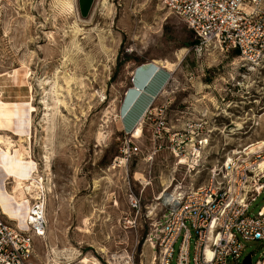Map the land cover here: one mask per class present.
Returning <instances> with one entry per match:
<instances>
[{
	"label": "rangeland",
	"instance_id": "1",
	"mask_svg": "<svg viewBox=\"0 0 264 264\" xmlns=\"http://www.w3.org/2000/svg\"><path fill=\"white\" fill-rule=\"evenodd\" d=\"M193 40L161 0H95L87 18L77 0H0V113L12 119L20 106L29 125L28 135L0 131L14 141L11 156L1 147L0 156L10 175L23 179L31 168L43 186L27 183L25 202L14 206L13 178L0 167L8 190L0 188V199L21 229L30 205L44 203V233L33 236L38 260L159 264L155 238L178 182L196 188L236 156L264 164V147L260 157L247 149L264 141V62L246 65L234 52ZM155 63L161 73L151 85L166 74L167 81L129 130L125 123L151 99L145 92L131 103L135 76L146 80ZM130 131L140 152L120 159ZM197 148L199 165L191 168ZM263 203L264 190L250 214ZM242 243L240 264L249 254L251 264H264V240ZM193 245L194 236L190 257Z\"/></svg>",
	"mask_w": 264,
	"mask_h": 264
},
{
	"label": "built area",
	"instance_id": "2",
	"mask_svg": "<svg viewBox=\"0 0 264 264\" xmlns=\"http://www.w3.org/2000/svg\"><path fill=\"white\" fill-rule=\"evenodd\" d=\"M161 2L192 31L198 40L196 47L213 44L225 52L235 51L241 63L250 66L264 62V0ZM148 110L149 107L145 113ZM124 135L120 159L138 155L136 138L131 131ZM194 154L188 164L191 168L199 165L200 151ZM251 154L260 157L261 149ZM178 189L176 195L170 194V201L164 200V206H170L155 238L159 264H170L179 238L175 264H227L229 259L240 264L244 251L242 239L264 240V203L257 215L249 212L251 203L264 190V171L255 159L247 162V158H229L210 170L204 184L193 188L178 182ZM30 206L26 229H21L0 207V264H93L91 259L83 261L82 256H65L64 263H57L52 257L38 260L33 236L44 233V203L37 201ZM94 259L96 264H117L115 260L103 263L99 258Z\"/></svg>",
	"mask_w": 264,
	"mask_h": 264
},
{
	"label": "bare ground",
	"instance_id": "3",
	"mask_svg": "<svg viewBox=\"0 0 264 264\" xmlns=\"http://www.w3.org/2000/svg\"><path fill=\"white\" fill-rule=\"evenodd\" d=\"M154 64V63H153ZM156 65H158L157 63H155ZM159 66V65H158ZM169 66V65H168ZM158 68V67H157ZM161 73V72H160ZM164 74V73H163ZM159 75V74H158ZM167 75V74H166ZM165 75V76H166ZM157 76V75H156ZM162 77V76H161ZM167 77V76H166ZM160 78V77H159ZM153 79V78H152ZM150 81V80H149ZM157 82V81H156ZM148 86V85H147ZM134 90V89H133ZM148 92V91H147ZM133 94V93H132ZM159 94V93H158ZM144 95V94H143ZM136 96V95H135ZM134 96V97H135ZM134 97L131 100V103L133 104L134 101ZM145 97V96H144ZM145 104V103H144ZM144 106V105H143ZM151 106V104H150ZM131 108V107H130ZM144 109V108H143ZM142 118V117H141ZM140 118V119H141ZM4 119L6 121V125H10L12 123V119L7 115L6 112H1L0 113V121ZM140 119L137 120L136 124L134 125V127L132 128V131L135 130L136 127H138L140 125ZM128 126V125H127ZM132 126V125H131ZM3 128V127H0ZM1 130V129H0ZM21 138V137H20ZM14 141L11 140L10 137L7 136H0V147L3 149V153L5 156L9 157L11 156V152L14 148L13 143ZM16 147L19 148V152H21L22 154L26 153V148L24 147V145L19 144V146L16 145ZM262 147H264V141H259L257 143H253L252 145L248 146V152L252 153L255 150H259ZM0 167L3 168V170L6 172V174H8V176H11L13 178L12 181V187L11 190L9 192V197L11 199V201H13L15 203L16 206H22L23 202H25V199H23V194H24V188L26 186L27 183L31 182L30 185H32L35 189H42V179H39V177H35L37 176L36 171H34L33 169L29 168L26 170V177L23 179H18L16 177V172H12L13 174L10 175L9 170H7V168L4 166V159L2 158V156H0ZM194 160V159H193ZM15 166H18V161L14 162ZM258 167L261 171L264 170V164L263 163H258ZM21 171H24V168H21ZM31 186V187H32ZM27 187V186H26ZM38 194L32 196V197H36ZM38 197H36L35 199H37ZM39 199V198H38ZM27 200V199H26ZM42 202V200L40 201ZM39 204V203H38ZM0 207L2 209V211L8 215L9 217H16L17 215L14 214V211H12L11 208L8 207V203L4 202L2 199H0ZM8 208V209H7ZM14 209V208H13ZM31 209V207H30ZM29 212L30 210L27 212V216L25 219V229L27 226V219L29 217ZM38 215H39V211H37ZM94 262L95 259L91 258ZM83 261H88V260H84ZM96 264V263H95Z\"/></svg>",
	"mask_w": 264,
	"mask_h": 264
},
{
	"label": "crops",
	"instance_id": "4",
	"mask_svg": "<svg viewBox=\"0 0 264 264\" xmlns=\"http://www.w3.org/2000/svg\"><path fill=\"white\" fill-rule=\"evenodd\" d=\"M156 66V65H155ZM158 67V68H157ZM159 72H161V69H160V67L159 66H156V67H152L151 68V71H150V74L147 76V79L146 80H142L141 82L139 81V83H138V80L136 79V76H135V81H136V83H135V86H134V90L135 91H138L139 93L134 97V103L136 102V100L138 99V97H139V94L141 95V94H143V93H145L146 92V94H148L149 96H150V101H149V103H148V105L147 106H143V108L139 111V113H137V115H136V117L133 119V121L132 122H129L132 126H127L128 125V123L126 124L125 123V128H129V130H132V128L134 127V125L136 124V122H137V120L138 119H140L143 115H144V113H145V111H146V109H147V107L149 106V104L151 103V101H152V98H154L158 93H159V91L161 90V88L163 87V85L165 84V82L167 81V77H163V78H161V80L159 79V81H155L152 85H151V83L154 81V78H155V76L157 75V73H159ZM163 72V71H162ZM164 73V72H163ZM140 79H141V77H139ZM153 78V79H152ZM150 80V81H149ZM134 81V82H135ZM148 85V86H147ZM151 86V88H149ZM148 91V92H147ZM131 92H134V91H131ZM127 93H129V92H127ZM5 102H7V103H12V102H9V101H5ZM20 103H22V102H20ZM15 104V103H14ZM19 105V104H18ZM134 105V104H133ZM132 105V106H133ZM19 107V109H20V113L18 114V115H16L15 117H13L12 118V123L10 124V125H7V127H3V128H0V129H2V130H0V131H2V132H11V133H16V134H19L18 136H20V135H28L27 133H24L23 134V126L24 125H27V126H29L28 125V123L26 122V119L25 118H23L22 117V108L20 107V106H18ZM15 122H16V127H14V125H15ZM7 136V137H10L8 134H0V136ZM0 172H1V170H0ZM1 178V177H0ZM4 181V179L2 180V182L0 181V188L1 189H6V186H5V181ZM8 183H10V182H8ZM7 190V189H6ZM8 191V190H7ZM10 191V190H9ZM15 203H13V205H14ZM14 206H16V205H14ZM13 206V207H14ZM25 206L26 205H24L23 207H22V209L23 208H25ZM22 209H21V211H22Z\"/></svg>",
	"mask_w": 264,
	"mask_h": 264
},
{
	"label": "water",
	"instance_id": "5",
	"mask_svg": "<svg viewBox=\"0 0 264 264\" xmlns=\"http://www.w3.org/2000/svg\"><path fill=\"white\" fill-rule=\"evenodd\" d=\"M95 0H77L79 14L82 18H87L91 12ZM241 264H251V256L247 255Z\"/></svg>",
	"mask_w": 264,
	"mask_h": 264
},
{
	"label": "trees",
	"instance_id": "6",
	"mask_svg": "<svg viewBox=\"0 0 264 264\" xmlns=\"http://www.w3.org/2000/svg\"><path fill=\"white\" fill-rule=\"evenodd\" d=\"M191 31V30H190ZM192 32V31H191ZM190 44H195L197 45L198 44V40L195 38V40L191 41ZM234 53L236 54V52L234 51Z\"/></svg>",
	"mask_w": 264,
	"mask_h": 264
}]
</instances>
